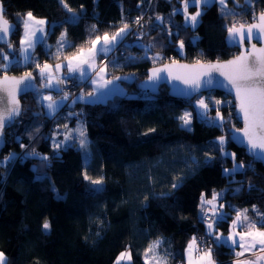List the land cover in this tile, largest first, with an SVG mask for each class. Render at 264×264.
I'll return each instance as SVG.
<instances>
[{
	"label": "trees",
	"instance_id": "trees-1",
	"mask_svg": "<svg viewBox=\"0 0 264 264\" xmlns=\"http://www.w3.org/2000/svg\"><path fill=\"white\" fill-rule=\"evenodd\" d=\"M2 1L4 16L17 25L11 42L17 54L28 11L51 24L48 46L38 43L34 48L40 62L65 59L81 47L91 46L97 35H111L125 23L129 25L127 36L106 63L108 77H121L124 92L96 103L75 99L61 108L53 123L46 118L49 114L41 112L38 90L20 97L22 113L6 128L0 153V161L16 154L15 159L0 163V252L7 264H114L125 251L131 252L132 264H145V250L157 239L161 243L156 251L166 264H184V250L193 236L211 246L219 264H232L230 247L218 246L207 234L200 197L203 194L211 200L213 193L223 190L214 202L217 209L224 205L219 211L226 218L214 227L215 233H228L237 210L243 207L248 210V221L260 227L264 164L231 139L240 127L234 103L210 106L208 118L216 116L217 107L225 118L223 128H218L197 116L194 101L201 94L233 100L218 90L190 100L173 97L165 84L151 94L140 82L151 66L166 61L233 56L239 48L229 43L227 27L252 21L264 11V0H251V6L247 0H227L228 14L222 13L218 2L203 5L194 28L186 24L183 0H65L72 12L60 0ZM195 8L190 5L188 10ZM73 14L77 16L74 22L70 20ZM137 17H142L140 23H135ZM156 17H162V22ZM62 31L70 46L57 58ZM0 49L11 57L13 49L1 44ZM31 68L32 63L13 65L7 72H32L41 85L38 70ZM86 87L90 91L89 84ZM186 109L192 112L190 130L177 119ZM67 110L74 116L65 115ZM79 117L85 123L86 147L73 143L56 148L53 132L65 125L69 128ZM220 136L226 139L224 151L235 153V162L245 165L230 176L223 170L232 169L233 159L225 158L215 147ZM33 150L38 156L25 158ZM45 156L47 161L42 160ZM85 173L90 180L84 178ZM101 178L102 184L91 183ZM174 183L180 187L173 188ZM96 188L101 191H94ZM46 220L49 230L42 227Z\"/></svg>",
	"mask_w": 264,
	"mask_h": 264
},
{
	"label": "snow or ice",
	"instance_id": "snow-or-ice-1",
	"mask_svg": "<svg viewBox=\"0 0 264 264\" xmlns=\"http://www.w3.org/2000/svg\"><path fill=\"white\" fill-rule=\"evenodd\" d=\"M61 4L72 12L71 8H68L65 0H60ZM218 2L222 8V13H225L227 8V0H183V12L185 14L186 24L194 28L198 23V17L202 15L200 10H197L194 14H188V8L190 5H205L208 6L212 3ZM249 6H251V0H247ZM83 8V6H81ZM3 6L0 5V41L8 44L9 49H13V45L10 41L5 40V37L10 34L13 29L17 28V25H10L9 21L4 17ZM228 14V13H225ZM19 16V14H17ZM77 16L73 14L70 17L71 21H75ZM142 17H137L135 23H140ZM253 23H232L231 26L227 27L229 43L234 46H239L243 50L239 55L231 60L225 61L223 63H207L202 64L197 61L194 65H181L177 61L173 60L171 64H165L162 67H153L149 70V75L147 76L146 87H155L156 82L165 79H172L180 81L185 87L181 88L179 85H175V92L178 95L192 97L196 94L202 93V91H211L215 88L226 89L230 94L234 93V101H222L215 100L214 104L219 106L223 103H235L238 109L237 115L243 117L244 127L242 129H236L237 133H242V136L232 135L231 139L238 141L246 148L247 152L253 156L254 159L264 161V45L257 48L255 43H251L253 40L260 42L264 40V11L260 12L258 16L253 17ZM157 21L162 22V17H156ZM23 23V37L20 40V50L17 54L13 49L11 58L8 53H5L3 49H0V72L4 75L0 76V141H2L4 129L7 125H10L16 117L20 115V102L18 93L20 91H26L28 89H34L36 86L34 80L36 77L33 76L32 72H25L23 76L9 77L6 73L10 66L20 65V64H31L33 62V56L31 50L35 48L37 43H43V33L44 25L46 21L44 19H37L31 11L25 14ZM93 31L95 30V25L92 26ZM129 25L125 23L123 27L119 28L116 32L109 35L105 32L103 36L97 35L95 39L90 41L91 47L85 49L81 47L76 54L65 57L67 61L66 64L57 63L54 66L45 62L43 65L35 64L36 69H38L39 77L42 81L40 87L45 89H51L57 92H63L60 87L65 80L74 78L73 76L61 77L56 75L62 67H67L69 73H78V78L81 80L90 81L95 87L90 93L81 94L77 96L76 100H86L88 103L102 102L114 92L118 91V86L114 84L115 80H120L121 77H114V79H106L107 75V64L102 67H97L96 57L105 56L107 57L109 53L113 52L116 46L122 41V38L128 33ZM171 35V33H169ZM245 41L250 44V48H244ZM58 51L57 58H59V52L65 47L70 46L65 40V34H61L60 41H58ZM150 47L147 50H150ZM184 42H179V48L183 49ZM147 58V56H145ZM129 59H134L129 57ZM153 63L159 59V53H157L153 58ZM75 62V63H73ZM90 71H94L95 78L90 75ZM166 73L167 75H162ZM213 73H218L219 76L213 75ZM219 77H223L220 79ZM127 79V77H125ZM109 85H113L109 88ZM22 86V87H21ZM106 90V91H101ZM41 101H48L46 105H43L48 110L49 115H54L56 111L63 106V102L68 100V94L64 93L58 100L54 99L51 95L41 96ZM197 116L204 119L207 123L212 126L223 128L225 123V118L216 108V116L208 118L207 113L209 111V103H206L205 98L201 96L200 99L196 100L194 105ZM181 121V126L189 128L192 121V113L185 111L182 115L177 117ZM67 127V125H65ZM79 132L80 140L79 144L81 148L86 147L87 140L85 137V132L83 130L77 129ZM74 137L71 134L65 136V141H71ZM64 142L56 143L54 146L59 148ZM226 139L224 136L217 137L215 147L218 151L222 153L225 158L233 159L232 169H224L226 176L233 175L236 172L241 171L245 168L243 162H235V153H228L224 151V145ZM21 147H25L21 145ZM27 156H38V153L33 150L31 153H26ZM16 158V154L12 153L4 158V161H11ZM47 157H43L42 160L47 161ZM4 161H0L3 163ZM86 180L91 178L84 174ZM93 185L102 184V178L91 180ZM173 188L180 187L179 183H174ZM251 187V185H250ZM94 191H101L100 188L94 189ZM222 193H213L212 199H205L204 195L201 194L200 197V209H201V220L208 218V212H211V217L208 218L207 223V234L209 236H215L214 243L218 246H228L230 248L239 247L241 251L234 252L237 260L234 264H261L264 261V216L261 217L260 228H257L255 223L249 222L246 227L248 231L240 233L232 231L228 237L223 235H215L214 227L216 224L224 221L226 214L219 211L223 209L224 205H219V209L213 203ZM211 206V209L206 208V206ZM255 209V206H253ZM247 209L243 211L237 210L236 218L232 221L233 230L239 226H245V221H248ZM44 230H49L51 225L46 220L42 225ZM240 237L238 241L236 237ZM229 241L231 242L229 244ZM161 240L149 244L148 248L145 250V264H147L148 253L156 254V249L159 247ZM194 250H198L197 237L193 236L187 245V256L188 264H217V262L212 258V250L208 249L202 254L198 255L195 259L192 256ZM246 252L255 254L259 252V255L255 256L254 260L251 259H240L244 256ZM131 252L125 251L121 252L117 257L116 264H120L121 260L131 261ZM0 264H7V260L2 252H0ZM157 264H166V260L162 257L157 259Z\"/></svg>",
	"mask_w": 264,
	"mask_h": 264
},
{
	"label": "rangeland",
	"instance_id": "rangeland-1",
	"mask_svg": "<svg viewBox=\"0 0 264 264\" xmlns=\"http://www.w3.org/2000/svg\"><path fill=\"white\" fill-rule=\"evenodd\" d=\"M221 6V5H220ZM220 8H222V6L220 7ZM197 10H200V11H202L203 10V4H201V5H196V8L195 9H193V10H188V14L189 15H191V14H194ZM231 9L230 8H226L225 9V11L226 12H228V11H230ZM253 20V19H252ZM198 21H199V17H198ZM190 24V23H189ZM48 27L50 28L51 27V24H49L48 25ZM22 31H23V29H22ZM62 33H64L65 34V32L64 31H62ZM61 33V34H62ZM61 34H60V36H59V39H58V41H60V38H61ZM21 35H22V33H21ZM21 35H20V37H21ZM111 36V35H110ZM127 36V34L122 38V40L123 39H125V37ZM102 37V36H101ZM65 40L69 43V40H68V38L66 37V34H65ZM19 42H20V38H19ZM46 42H47V40H46ZM122 42V41H121ZM120 42V43H121ZM120 43L116 46V48H115V50L118 48V46L120 45ZM38 44V43H37ZM36 44V45H37ZM19 45H20V43H19ZM46 46H48V43H47V45ZM89 47H91V46H89ZM89 47H87V48H89ZM58 48H59V45H56V50L58 51ZM87 48H85V49H87ZM19 50H20V46L18 47V52H19ZM114 50V51H115ZM113 51V52H114ZM32 56H33V62H32V68H31V70L32 69H35V70H38V69H36V67H35V64H40V65H43L45 62H48V61H43L42 60V62H40L39 61V54H38V52L36 51V52H34V49H32ZM113 52H111V53H109L108 54V56L107 57H105V56H97L96 57V61H97V67H102L104 64H106L107 63V60H108V57L113 53ZM76 54V53H75ZM74 55V54H73ZM72 56V55H71ZM70 57V56H69ZM11 58V57H10ZM57 63H61V64H66L67 63V61L65 60V59H61V60H58V61H55V62H48V64H54L53 66H55V64H57ZM73 63H75V62H73ZM20 65H23V64H20ZM107 71V70H106ZM68 72V70H67V67H62L58 72H56V74L58 75V76H61V77H66V76H74V75H76L77 77H78V74L76 73V74H72V73H68V74H66ZM92 73V74H91ZM90 74L92 75V76H94V71H90ZM107 75H108V73H107ZM40 83H42V81H41V79H40ZM86 84H89V82L88 81H84V80H81V79H79V80H77V82L76 83H74V84H68L67 82L66 83H63L62 85H60V87L63 89V92H59L58 93V95L57 96H53V94H55V92H57V91H54V90H51V89H45V88H40V89H38V98L40 99L41 98V96H47V95H51L54 99H59L61 96H63L64 95V93H67L68 94V100L70 99H73V100H75V98L77 97V95L78 94H87V93H89L90 91H87V90H89L88 89V87H86ZM88 86V85H87ZM91 90V89H90ZM201 96L203 97V98H205V101H206V103H209V108H210V106L212 105V103L214 104V102H215V100H217L216 98H214V97H210L208 94H201V95H199V96H197V97H195V101L194 102H196V100H198V99H200L201 98ZM209 98H211L212 99V101L213 102H210V100H209ZM41 100V99H40ZM68 100L67 101H64L63 102V106H64V104H66L67 102H68ZM222 101H224V100H222ZM42 102V104H44V103H48V101H41ZM45 104V105H46ZM42 106V105H41ZM62 106V107H63ZM62 107H60L57 111H56V114L60 111V114H61V108ZM42 109V108H41ZM185 111H189V112H191L189 109H186ZM184 111V112H185ZM41 112L42 113H44V111L43 110H41ZM183 112V113H184ZM182 113V114H183ZM192 113V112H191ZM181 114V115H182ZM58 115V114H57ZM65 115H67V116H69V117H72V116H74V112H72L71 110H70V112L69 113H66ZM51 116V115H50ZM190 126H191V124H190ZM77 129H80V130H83L84 132H85V134H86V129H85V123H84V121H83V119L82 118H78V124H77V127H76V129H75V131H74V134L72 133L71 134V132H69V134H71L72 136H74V138L76 139V142H75V140L74 141H65V136L62 138V140H61V142H64V143H62L61 144V146L60 147H66V146H68V145H70V144H72L73 145V143H77L78 144V146H80V144H79V140H80V136H79V132L78 131H76ZM66 132V134L68 135V126L67 127H65L63 130H62V132ZM86 138H87V136H86ZM56 143H60V141H58V139H54L53 140V144L55 145ZM220 193H223V190L220 192ZM244 208V207H243ZM243 208H241V210L240 211H243L244 209ZM236 218V216L234 217V219ZM233 219V220H234ZM246 222H248L249 223V221H246ZM252 223H255L256 224V222H252ZM256 226H257V228H260V227H258V225L256 224ZM232 227V223H231V226H230V228ZM241 228H242V226H240ZM242 229H248L247 227H246V225L245 226H243V228ZM200 245L201 244H198V250H195V252L197 253V254H202L204 251H207L208 249H211V246L208 244L207 246H201L200 247ZM159 247H160V245H159ZM159 247H158V249H159ZM256 253H258V252H256ZM255 253V254H256ZM253 253H250V252H247V253H245L244 254V256L243 257H241L240 259H243V258H246L247 256H249V255H252ZM214 256V255H213ZM160 257H162L164 260H166L158 251H156V254L155 255H153L152 253H148V260H147V262L149 263V264H157V259L158 258H160ZM144 259H146L145 258V256H144ZM237 260V257L235 256V255H233L231 258H230V262L232 263V264H234V262ZM125 264H132V262L130 263H128V261L125 263ZM217 264H219L218 263V261H217Z\"/></svg>",
	"mask_w": 264,
	"mask_h": 264
},
{
	"label": "water",
	"instance_id": "water-1",
	"mask_svg": "<svg viewBox=\"0 0 264 264\" xmlns=\"http://www.w3.org/2000/svg\"><path fill=\"white\" fill-rule=\"evenodd\" d=\"M0 5H2V6H3V10H5V7H4V4H3V1H2V0H0ZM261 12H262V11H261ZM259 13H260V12H259ZM259 13H258L256 16H258ZM3 14H4V12H3ZM4 17H5V16H4ZM5 18H6V17H5ZM6 19H7V18H6ZM7 20L9 21V24H10V25H16V23H15L14 21H10L9 19H7ZM253 22H255L254 19H253L252 21H250L249 23H253ZM14 31H15V29H13V30L10 32V34L7 35V36L5 37V40L12 42V37H13V33H14ZM228 39H229V38H228ZM251 43H255V44H256V47L259 48V47H261L262 45H264V40H261L260 42H257L256 40H253ZM0 44H1V45H6V46H8V44L5 43V42H3V41H0ZM237 47L239 48V51H238L236 54H234L233 56H231V57H229V58H227V59H222V60H211V61H199V62L202 63V64H207V63H209V62H211V63H216V62L219 61V62L223 63V62H225V61L231 60V59H233L234 57H236L237 55H239L240 52L243 50L241 47H239V46H237ZM244 48H250V44H249L247 41H245ZM175 61H177V62H178L179 64H181V65H189V66L194 65V64L197 63V62H188V61H183V60H175ZM171 63H172V61H166V62H163V63H160V64H156V65L151 66V67L147 70V76L149 75V70H150L151 68H153L154 66H155V67H162V66L165 65V64H171ZM24 73H25V72L20 73V74H17V73H9V72H7L6 74H7L9 77H16V78H19V77L23 76ZM32 74H33V73H32ZM2 75H4V74H1L0 76H2ZM162 75L166 76L167 74H166V73H163ZM213 75L219 76L218 73H213ZM33 76H34V75H33ZM147 76H146V77L140 82V87H141L144 91H146V92H148V93L155 94V93L157 92L159 86L162 85V84H165V85L168 86V93H169L170 96L178 97V98H185V99L190 100V99L194 98V97L197 95V94H196V95H194V96H192V97H187V96H182V95H178V94H176L174 86H175V85H179L181 88H183V87H185V85H183L180 81L172 80V79H170V78L165 79V80H161V81H159V82H156L155 87H146L145 85H146L147 83H150V82L147 81ZM34 77H35V76H34ZM219 78H220V79H223V77H219ZM34 84H35V86H36L34 89H28V90H26V91H20V92L18 93V97H17V98L19 99V102H20V109H21L20 114L22 113V102H21L20 97H21L22 95L28 93V92H34V91H37V90L39 89L40 84L37 82L36 79L34 80ZM21 87H22V86H21ZM213 90H218V91L224 92L226 95H228L229 97H231V99L234 101V93H231V94H230L226 89H223V88H215V89H213ZM206 91H207V90H204V91H202V93H203V92H206ZM237 112H238V109H237V107L235 106V103H234V111H233V113H234L235 118H236V119L238 120V122L240 123V127H238L237 129H242V128L244 127L243 117H242V114L238 116V115H237ZM19 116H20V115H19ZM19 116L16 117L15 120H14L10 125H7V126L5 127L2 141H0V153H1V150L3 149V147L5 146V143H6V134H5V130H6V128H8V127H10L11 125H13V124L15 123L16 119L19 118ZM232 135L242 136L243 134H242V133H237L236 130H235V131L233 132ZM233 141L235 142V144H236L238 147L244 148V149L246 150V148L244 147V145H242V144L239 143L238 141H235V140H233ZM246 152H247V150H246ZM247 153H248V152H247ZM248 154H249V153H248ZM249 155H250V154H249ZM250 156L253 158L252 155H250ZM253 159H254V158H253ZM254 160H255L256 162H260V163L264 164V161H260V160H257V159H254Z\"/></svg>",
	"mask_w": 264,
	"mask_h": 264
},
{
	"label": "crops",
	"instance_id": "crops-1",
	"mask_svg": "<svg viewBox=\"0 0 264 264\" xmlns=\"http://www.w3.org/2000/svg\"><path fill=\"white\" fill-rule=\"evenodd\" d=\"M25 18V17H24ZM37 18V17H36ZM37 19H40V18H37ZM48 22L46 21V24L44 25V33L42 34L43 35V43H42V45L44 46V47H46V45H47V42H46V36H47V32H48V29H49V27H48ZM23 32H24V28H23V31H22V35H21V37H20V40H21V38L23 37ZM20 46V45H19ZM32 51V50H31ZM48 63V62H47ZM50 65H54V64H50ZM96 65H97V61H96ZM53 69H54V66H53ZM69 72H67L66 74H68ZM56 74V73H55ZM78 74V73H77ZM92 74V73H91ZM90 74V75H91ZM57 75V74H56ZM93 78H95V74H94V76H93ZM106 79H109V80H112V79H114V78H109L108 77V75H106V77H105ZM84 81H86V80H84ZM89 82V86H90V92H92L93 91V88L95 87V85H93L90 81H88ZM114 84L116 85V86H118V91H116V92H114V93H117V92H120V93H122V92H124L125 91V89L123 88V86L121 85V83L119 82V80H115L114 81ZM113 87V85H109V88H112ZM101 91H106V90H101ZM89 92V93H90ZM58 93L59 92H57V94L55 95V96H57L58 95ZM113 93V94H114ZM112 94V95H113ZM79 95H81V94H78L77 96H79ZM112 95H110V96H112ZM38 96V95H37ZM85 96H86V94H85ZM109 96V97H110ZM108 97V98H109ZM107 99V98H106ZM105 99V100H106ZM38 100H39V103H40V105H42V109L41 110H43L45 113H47L48 114V110L46 109V107H44L43 105H45L46 103H44V104H42V102H41V100L38 98ZM76 101H86V100H76ZM77 124H78V120L75 122V123H73L72 125H70V127L68 128V134H69V132H71V134L73 133L74 134V131H75V129H76V127H77ZM64 128V127H63ZM52 136H53V140L54 139H59L58 141H61V139L63 138V132H62V130H57L56 132L54 131L53 132V134H52ZM216 206H217V203L216 202H213ZM210 206V205H209ZM211 207V206H210ZM261 230H264V229H261ZM232 231H235V232H240V233H243V232H246V231H248V229H242L240 226L239 227H236L234 230H233V228L231 227V229H230V231L228 232V233H226V234H221V233H215V235H223L224 237H228L229 235H230V232H232ZM213 238H215V236H212ZM236 239L239 241L240 240V237H236ZM231 242L229 241V244H230ZM188 245V244H187ZM187 245H186V247H185V250H184V264H188V256H187V252H186V249H187ZM231 249V252L234 254V252H238V251H241V249L239 248V247H235L234 249L233 248H230ZM247 253V252H246ZM198 255H200V254H197L196 252H195V250L193 251V253H192V256H193V258L195 259ZM256 255H259V252L258 253H256V254H252V255H249V256H247L246 258H243V259H251V260H254L255 259V256ZM5 256V255H4ZM6 258V257H5ZM212 258L217 262V260H216V258L213 256V254H212ZM128 260H121L120 261V264H125L126 262H127ZM116 262H117V259H116V261L114 262V264H116ZM131 263L132 262V260L131 261H128V263ZM261 264H264V261H262L261 262Z\"/></svg>",
	"mask_w": 264,
	"mask_h": 264
},
{
	"label": "built area",
	"instance_id": "built-area-1",
	"mask_svg": "<svg viewBox=\"0 0 264 264\" xmlns=\"http://www.w3.org/2000/svg\"><path fill=\"white\" fill-rule=\"evenodd\" d=\"M248 23H249V22H248ZM237 25H238V24H237ZM73 77H74V78H72V79H67V80H65L64 83L67 82L68 84L71 85V84L76 83L77 80H79V78H78L76 75H74ZM73 101H74L73 99H71V100L69 99L68 102H67L66 104H64L63 107H66V106L70 105ZM69 112H70V110H67L65 113H69ZM58 113H59V112H58ZM58 113H57V114H58ZM57 114L55 113L54 115H51V116H49V117H46V118H48L49 123H53V121H54V117H55ZM210 217H211V212L209 211V212H208V218H210ZM208 218H206L207 221H208ZM216 225H217V224H216ZM216 225H215V226H216ZM197 240H200V238H198ZM198 244H201V243L198 242ZM203 245H204V246H207L208 244H207V245H206V244H201L200 247L203 246ZM198 251H199V250H198ZM229 260H230V259H229Z\"/></svg>",
	"mask_w": 264,
	"mask_h": 264
}]
</instances>
